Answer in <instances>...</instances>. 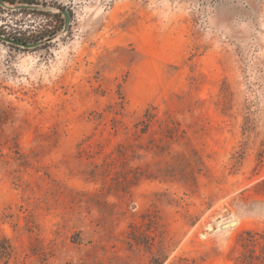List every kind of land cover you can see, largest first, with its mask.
I'll return each mask as SVG.
<instances>
[{
    "label": "rangeland",
    "instance_id": "rangeland-1",
    "mask_svg": "<svg viewBox=\"0 0 264 264\" xmlns=\"http://www.w3.org/2000/svg\"><path fill=\"white\" fill-rule=\"evenodd\" d=\"M0 34L39 41L0 39V264H264V0H8Z\"/></svg>",
    "mask_w": 264,
    "mask_h": 264
},
{
    "label": "water",
    "instance_id": "water-1",
    "mask_svg": "<svg viewBox=\"0 0 264 264\" xmlns=\"http://www.w3.org/2000/svg\"><path fill=\"white\" fill-rule=\"evenodd\" d=\"M0 3L1 4H5L3 1L0 0ZM18 8H21V7H35L33 5H27V4H22V5H16ZM60 11L62 12V14L64 15V29L66 30L68 25H69V12L65 9V8H61ZM0 39L1 40H6L8 42H12V43H15V44H20V45H24V46H34L36 44L39 43V41L37 42H34V43H21L20 41H17L13 38H10V37H6L4 35H1L0 34Z\"/></svg>",
    "mask_w": 264,
    "mask_h": 264
},
{
    "label": "trees",
    "instance_id": "trees-1",
    "mask_svg": "<svg viewBox=\"0 0 264 264\" xmlns=\"http://www.w3.org/2000/svg\"><path fill=\"white\" fill-rule=\"evenodd\" d=\"M5 2H7V1H5ZM11 3H14V1H10ZM22 4H27V3H22ZM13 39H15V40H17V41H20L21 43H25V42H23V41H21V39H19V38H16V37H14ZM246 234H250V231H247L246 232ZM3 240V239H2ZM0 241H1V239H0ZM1 247V246H0ZM4 246H2V248H3Z\"/></svg>",
    "mask_w": 264,
    "mask_h": 264
},
{
    "label": "bare ground",
    "instance_id": "bare-ground-1",
    "mask_svg": "<svg viewBox=\"0 0 264 264\" xmlns=\"http://www.w3.org/2000/svg\"><path fill=\"white\" fill-rule=\"evenodd\" d=\"M231 216H232V215H231ZM226 219H227V218H226ZM231 219H232V218H230L229 220H230L231 222H233L232 225H236V222H237V221H236V220H233V219L231 220ZM222 220H225V219H222ZM222 220H221V221H222ZM227 220H228V219H227ZM227 220H226V221H227ZM222 223H224V222H222ZM228 224H230V223H228ZM221 227H222V226H221ZM226 228H227V227H226ZM230 228H231V227H230ZM230 228H229V229H230ZM211 231H212V230H211Z\"/></svg>",
    "mask_w": 264,
    "mask_h": 264
},
{
    "label": "flooded vegetation",
    "instance_id": "flooded-vegetation-1",
    "mask_svg": "<svg viewBox=\"0 0 264 264\" xmlns=\"http://www.w3.org/2000/svg\"><path fill=\"white\" fill-rule=\"evenodd\" d=\"M1 1L4 2L5 0H1ZM7 1H8V0H7ZM4 3H5V2H4ZM19 5H22V4H19ZM12 7H14V6H12ZM22 8H28V7H21V9H22ZM18 9H20V8H18Z\"/></svg>",
    "mask_w": 264,
    "mask_h": 264
}]
</instances>
